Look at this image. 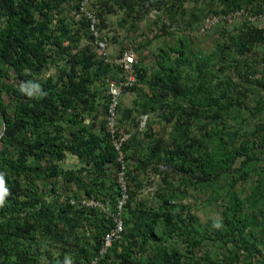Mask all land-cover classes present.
<instances>
[{"label":"trees","instance_id":"16d2710c","mask_svg":"<svg viewBox=\"0 0 264 264\" xmlns=\"http://www.w3.org/2000/svg\"><path fill=\"white\" fill-rule=\"evenodd\" d=\"M85 1L0 0V176L8 193L0 207V264H61L68 256L75 264H92L95 259L98 264H264V97L257 100V114L252 111L253 117L259 115V123L252 133L244 132L239 120L247 118L241 113L249 109V89L229 75L221 77L238 71L248 85L264 89V0H195L200 6L193 8L190 20L185 10L180 12L183 24L191 29H200L209 16L241 9L262 19L242 18L244 24L236 34L226 27L241 19L216 27L213 31L223 42L197 62L187 36L177 46L161 49L159 68L147 83L152 95H144L143 104H137L142 110L119 108V129L123 130L120 113L128 121L137 110L149 117L161 109L159 117L172 129L166 134L164 127L163 136H149L147 147L133 139L125 143L126 168L139 155L138 168L162 162L183 175L187 189H210L218 200L220 185L227 191L222 218L212 223L213 244L205 252L206 237L195 238L199 233L195 218L179 224L174 197L165 200L161 209L147 208L145 203L133 209L135 192L130 190L123 212V240L102 257L103 240L114 226L112 214L121 196L117 177L123 164L107 128L110 96L102 95L97 84L107 85L118 71L95 52L87 18H78ZM185 1L90 0L89 11L102 32L118 10L133 17L142 10L141 4H148L170 13L172 22L162 31L171 35V26L182 25L178 10ZM258 45L263 50L258 61H252L247 56ZM184 65L190 70L184 71ZM52 67L57 75L46 78ZM137 67L143 80L146 73ZM28 82L39 85L42 95L22 94L20 85ZM168 99L171 102L165 105ZM150 130L148 126L147 135ZM210 137L219 139L209 145L203 139ZM135 145L144 147L145 154L140 155ZM69 156L77 158L76 169L64 168ZM239 173L248 183L254 178L244 198L235 192L241 178L233 180V175ZM128 176L130 183L137 182ZM42 186H50L51 191L43 192ZM61 190L70 196L60 195ZM48 193L54 199H48ZM84 198L103 207L82 206ZM174 234L183 236L176 247Z\"/></svg>","mask_w":264,"mask_h":264},{"label":"rangeland","instance_id":"374dc122","mask_svg":"<svg viewBox=\"0 0 264 264\" xmlns=\"http://www.w3.org/2000/svg\"><path fill=\"white\" fill-rule=\"evenodd\" d=\"M84 4L86 11H89L90 0H87V3L85 1ZM195 6H200L195 2V0H186L183 2L181 8L178 10V22L182 25H179L180 27L175 25L171 26L172 28L169 29V33H171V35H168V33L166 34L164 31H162L164 24L168 25L170 22H172L170 20V13L151 8L148 4H141L140 7L142 10H139V12L133 17L128 16L125 10H118L117 13L109 16V27L106 30L100 32V37L102 36L106 38L104 42L106 44V49L109 56L111 58H117L125 49L133 47L136 50L138 66L142 67L146 73V76L143 78V80L139 79L140 85L137 87V90H135L136 88H133L121 97L120 105L122 109H134L137 107V104H143L144 95L149 97L152 95L147 83L153 78V74L159 68V64L161 62L159 60L161 49L165 48L166 50H169L172 47L177 46L180 42V39L187 36L188 44L191 43L189 44L191 47L190 54L197 62L200 58L207 57L211 53L215 52L218 48V42H223V39L219 37V33L214 31L202 33L197 27L191 29L187 27V25L183 24L180 12L185 10L186 19L190 20L192 10ZM175 11L176 8L173 10V12ZM89 13L94 15L90 11ZM139 16H141V18ZM134 24L137 27L136 29L133 28ZM243 24L244 20L241 19L237 20L235 23L229 25L226 28L230 33L236 34V30ZM152 33L155 36L157 35L152 41L144 40V43L138 42V38L140 36L147 34L148 36H151ZM93 47L98 56H100V51L96 40L94 41ZM262 50L263 46L258 45L255 51L249 53L247 57L252 61H258L259 54H261ZM240 51L244 52V49H241ZM171 55L173 59L176 58V53L171 52ZM171 63L173 64L174 62L172 61ZM183 69L184 71L190 70V68L185 65L183 66ZM259 71H261V69H259ZM238 73V71L237 73L234 71H227L226 73L221 74V77L224 78V76L229 75L233 77L234 81L238 85L242 86L243 89L246 87L249 89V98L246 100L247 104L249 105V109L241 113V115H247V118L246 120L240 119L239 121L242 122L243 126H241L244 127V132L247 131V133H252L256 127V124L259 123V118L257 119V116L259 117V115L253 117L252 111L257 114L255 111L258 109L257 100L261 97H264V89L254 84L248 85L246 81H243L241 78H239ZM56 75L57 69L54 67H52L51 70L47 72V74L45 73L46 78ZM121 76L122 73L118 71V74L114 79H118ZM260 77L261 75L257 74V78ZM97 88L99 91L101 90L102 95L108 94V86L103 84L101 81L98 82ZM139 89L143 90V93ZM3 98L5 100L4 103H8L7 95H4ZM170 102L171 100L168 99L164 102V104H170ZM137 108L142 110V108H139V106ZM158 113H162V109L157 113H150L149 117L147 118V116L141 115L139 110H137L134 112V119L128 121L122 120L123 115L120 113L119 122L123 127V130L131 135L130 140L133 139L137 142L141 141L143 142L144 146L147 147L151 141V136H158L161 133L163 136L165 133V131H163L164 127L167 129L166 134L172 131L170 125H168L166 122H163V119L159 117ZM146 118L147 120H145ZM136 123H139V127H137ZM148 126L151 127V130L147 135L146 133L148 131ZM218 139L219 137H210L203 140L205 143L213 145V143ZM165 140L168 142V145L171 144V140L168 135L166 136ZM134 148H138V152L141 153L142 148L144 147L138 145L136 147L135 145ZM133 149H131V155ZM143 154H145V152L141 153L140 155ZM138 156L134 158L138 159ZM136 159L134 160L131 158L126 168L127 176L129 174L137 178V182L130 183V180L128 181L130 190L135 192V197L131 203L133 209H135V206L138 203H145L147 208L161 209L165 207V200L174 197L173 203L176 204L178 213L177 221L182 226L189 223L190 217L195 218V226L199 230V233L195 234L194 236L195 238H201L203 236L206 237L203 240L205 244L204 250L206 252L213 244L211 241L213 238V235L211 234L212 223L214 221L218 222L222 218L221 205H224L225 202H228L229 196L227 191L222 190L221 187L223 186L220 185L219 190L221 199H213L210 189L201 192L187 189V187L183 185V175L177 170L169 169L167 166L162 165V162L158 165H151L149 168L145 169V167L138 168ZM79 165L80 164L77 158L72 156H69L68 160L63 163L65 169H76ZM158 166H160V170H157ZM245 171L248 172L250 176H252L249 172V169H246ZM239 178H241V180H239L240 182L237 183L235 192L238 197L244 198L245 195L252 189L253 186L251 185V182L254 181V178L251 177L249 179L250 183H248L245 181L246 179L243 177V173H239V175H233V180H238ZM42 188L43 192L45 193L51 191L50 186L45 188L42 186ZM47 195L48 199H54V195H51L50 193ZM60 195L70 196L69 192H65L64 190L60 191ZM172 237L175 239L177 238L178 240L173 244L175 247L179 244L180 239L183 238V236L177 234L172 235ZM181 247L185 248V245L182 244ZM119 249H121V246L117 247V250ZM204 250L202 254L204 253ZM214 250L217 252L219 248L216 247ZM136 257L140 258L139 256ZM141 257L146 258V255ZM61 264H75V260L68 256L61 262Z\"/></svg>","mask_w":264,"mask_h":264},{"label":"built area","instance_id":"2783aa9c","mask_svg":"<svg viewBox=\"0 0 264 264\" xmlns=\"http://www.w3.org/2000/svg\"><path fill=\"white\" fill-rule=\"evenodd\" d=\"M87 3V0H86ZM85 4L82 5L81 13L78 15L80 18L81 16L87 18L90 22V32L95 37L96 42L98 43L100 56L105 59L107 64H110L114 67L117 71L122 73V76L118 79H109L108 80V95L110 96V102L108 104V115H107V128L112 135V142L113 146L116 151L119 153V161L122 162V168L118 173L117 181L120 187L121 196L118 200L117 209L112 214V218L114 221V226L110 230V232L104 237L103 240V247L100 251L101 257L107 254L109 249L113 246L114 243L122 242L123 234L125 232V222L123 219V212L125 206L129 202L130 199V186H129V178L127 176V169L125 166V154L123 151V147L125 143L130 140L131 135L119 129L118 127V116H119V108H120V101L121 97L129 90L134 88L138 85L139 81V71H138V59L136 55V51L133 47L127 48L122 56L117 58H111L107 52L106 44L102 40V36L100 37L101 33L99 31L98 25L99 20L95 15L89 13V11L85 9ZM249 19L251 22H256L261 20L260 17H253L249 11L246 9H241L237 12H233L230 14L225 15H218V16H209L203 22L200 31L202 33H207L209 31H213L216 27L220 26L221 24L232 23L236 19ZM261 18V19H260ZM153 37L154 34L152 33ZM151 36H140L138 38V42H143L147 40V37L152 39ZM100 38V39H99ZM148 118V116H147ZM147 118L145 120H147ZM75 204V201H72ZM82 206L86 207H95V208H102L103 205L99 202L90 199H82L81 200ZM92 264H98V259H95Z\"/></svg>","mask_w":264,"mask_h":264},{"label":"clouds","instance_id":"9594fccd","mask_svg":"<svg viewBox=\"0 0 264 264\" xmlns=\"http://www.w3.org/2000/svg\"><path fill=\"white\" fill-rule=\"evenodd\" d=\"M139 82V81H138ZM137 86V85H136ZM135 86V87H136ZM133 89V88H132ZM129 89L128 91L132 90ZM20 91L22 94H25L29 97H33L34 95H42V93L40 92V87L37 84H34L32 82H28L27 84H21L20 85ZM127 91V92H128ZM7 189L5 188V183H4V179L3 176H0V207L3 206L4 204V199L5 196L7 195ZM219 224H216L215 227H219ZM106 255V254H105Z\"/></svg>","mask_w":264,"mask_h":264},{"label":"water","instance_id":"95a60500","mask_svg":"<svg viewBox=\"0 0 264 264\" xmlns=\"http://www.w3.org/2000/svg\"><path fill=\"white\" fill-rule=\"evenodd\" d=\"M3 134L0 135V138L2 137Z\"/></svg>","mask_w":264,"mask_h":264}]
</instances>
